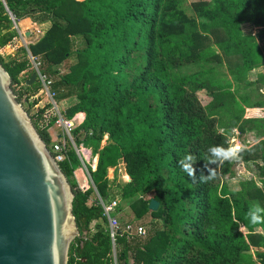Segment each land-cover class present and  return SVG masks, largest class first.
<instances>
[{"label":"trees","instance_id":"1","mask_svg":"<svg viewBox=\"0 0 264 264\" xmlns=\"http://www.w3.org/2000/svg\"><path fill=\"white\" fill-rule=\"evenodd\" d=\"M6 6L16 23H49L23 58L0 56L18 102L49 147L43 114L51 104L31 113L42 90L38 79L26 84L31 55L61 116H83L72 130L75 143L97 157L94 170L86 166L89 175L73 150L59 164L74 192L80 234L87 232L71 243L67 264H264V223L250 219L264 217V117L242 119L246 108L264 103L236 97L244 85L253 87L249 72L258 70L264 83V50L242 29L264 28V0H208L195 16L184 0H6ZM13 26L0 1V47L18 36ZM212 63L223 65L227 78L206 66ZM201 90L211 97L209 107L198 99ZM234 128L263 139L238 154L257 179L233 187L222 181L234 176L233 164L211 149L227 150ZM187 155L195 179L181 167ZM122 163L129 181L121 199L146 229L127 235L120 224L113 245L97 195L110 197L107 171ZM78 168L85 189L72 180ZM209 169L215 178L202 183ZM151 199L156 211L148 208ZM251 248L258 250L245 253Z\"/></svg>","mask_w":264,"mask_h":264},{"label":"water","instance_id":"2","mask_svg":"<svg viewBox=\"0 0 264 264\" xmlns=\"http://www.w3.org/2000/svg\"><path fill=\"white\" fill-rule=\"evenodd\" d=\"M36 79L33 73L26 84ZM73 200L67 177L0 63V264H67L71 243L87 235L80 234ZM158 205L151 199L148 208Z\"/></svg>","mask_w":264,"mask_h":264},{"label":"rangeland","instance_id":"3","mask_svg":"<svg viewBox=\"0 0 264 264\" xmlns=\"http://www.w3.org/2000/svg\"><path fill=\"white\" fill-rule=\"evenodd\" d=\"M208 0H184V7L186 8L187 13L190 16H195L194 13V8L198 7V6H204L206 5ZM36 25H38V28H36L35 26H28L26 28H23L20 23H16V25L13 26L14 30L17 32L18 36L13 39L8 45L4 46V47H0V56L3 57L5 60L8 59L9 57H15V58H23L24 52L23 50H25L28 46V42L29 39L28 37H25V33L26 32H32V34H34V39H39L42 36V33L44 32V28L49 26V23H36ZM43 26V27H42ZM250 32L249 33H245V34H249L250 36H253L258 45L264 50V28H259V27H249ZM28 58L30 59L31 62V66L29 69L30 73H36L35 72V65L33 64V59L31 57V55H28ZM207 67H214L216 69V73L217 75L220 77L224 76L227 74L226 70L224 67H220L223 65H218L217 63H212V64H208L206 65ZM263 68H264V63H263ZM196 69V68H193ZM261 70V69H260ZM263 72V71H261ZM258 76H259V72L258 70L254 73L249 72L247 75V80L248 82H255L252 86H246L244 85L243 88H239L238 89V93L236 94V97L239 98V96H247L248 100H249V105H251L253 102H257V103H264V83H261L260 81H258ZM229 77V76H228ZM227 78V75H226ZM39 97L40 103L31 110V113H34L36 111V109L38 107L42 108L43 106H46L47 104H52L54 107V110L56 112H58V114H60V108L58 106L55 105L52 97H50V95H48L46 93V91L42 90L40 91V93H38L37 95ZM198 99L200 101V103L204 106V107H209V102L211 101V97L209 96V94L204 91L201 90L197 93ZM252 109H258L260 111H262V113H264V108H252ZM52 110H47L48 113H50ZM261 113V114H262ZM257 116L254 118H261L259 117L260 114L256 113ZM62 117V116H61ZM81 116H79L80 118ZM264 117V116H262ZM252 117H248L246 119H251ZM62 119L68 123L67 124H61V126H54L51 125V127H53V129H55V131L61 135L62 137H65V140L68 141L69 136L72 135V129L75 128V123L73 120L68 121L65 120L63 117ZM70 122H73V125L70 124ZM234 131V130H233ZM231 131L230 135H229V141L231 143V145H234V140L233 139H238L239 135H237V133L234 131ZM249 131V130H248ZM69 132V133H68ZM219 132H221V130H219ZM252 132V140H254V142H252L251 139H248L249 141H251L253 143V145L250 146H254L255 144H257L256 142H258L259 140L263 139L261 137H256L257 135L254 134L256 132L254 131H249ZM72 140L75 142L74 138L71 136ZM107 143V136H104L103 141L101 142V146H104ZM249 145L245 146L244 148L247 149L250 147ZM92 164V160L91 162L89 161V164ZM85 160H83V163L81 162L80 164V168L83 167V169L85 171L86 170V166L89 165ZM232 169L234 172V176L231 177L232 179L228 178V176H225L223 178V182L226 183L228 180H230L229 182L233 187L235 185H237V182H245V181H249V180H256L257 179V173L256 171L252 168V166L250 165H246L245 164V172L244 170L242 171L241 166L239 165V160L236 159L234 162H232ZM235 164V165H234ZM79 168V169H80ZM246 171L250 172V174H252L251 176L248 175V173H246ZM242 172V174H241ZM125 167L124 164H120L117 169H115L114 172V180L111 178L112 176V171L109 170L107 171V178L111 181L110 183V198L111 199H115L118 201V209L120 210V217H118V224H130L134 227H142L144 230L146 229V225L143 224L141 221H135L134 220V214L130 208L129 202L124 201L121 199V191H122V186L125 182H127V178L125 177ZM256 176V178H255ZM129 179V178H128ZM72 180H74V177L72 178ZM91 183V182H90ZM87 187V186H86ZM85 187V188H86ZM238 188V186H237ZM91 229H94L95 227V223L91 224ZM252 252L257 251L258 249L255 248H251L250 249ZM253 254V253H252ZM254 257V256H253ZM256 260V262H258L257 258H254ZM130 262H132V260H130Z\"/></svg>","mask_w":264,"mask_h":264},{"label":"built area","instance_id":"4","mask_svg":"<svg viewBox=\"0 0 264 264\" xmlns=\"http://www.w3.org/2000/svg\"><path fill=\"white\" fill-rule=\"evenodd\" d=\"M0 1L3 3L6 11L8 12V14H9V16L13 22V25H16L14 17L9 12V10L6 6V0H0ZM32 59H33V64L35 65V69H36L35 72L37 74V79L41 82V85H42V92L46 91V93L48 95H50V97H52V99H53L54 95L50 90V82H49L48 78L46 77V75L42 74L39 71V68H38L39 63H37L34 58H32ZM51 106L52 107L46 109L44 114H43V117H44L43 122L45 123V125L50 124V127H51V125L58 126V127L61 126V124H67L68 125V123H66L62 119L61 114H58V112H56L54 110V107L52 104H51ZM47 110H52V111L50 113H48ZM70 124L73 125V122H70ZM71 136H69L68 141H66L65 137H62L61 135H60L59 139L52 141L51 145L49 146V149H50V152L52 153L55 161L58 164H60L61 162H63L67 158V153L69 152V150H73L75 152V154L77 155L80 163L81 162L83 163V160H85L89 164V161L91 162V159L87 158L85 147L82 144L77 145L72 140ZM233 140H234V144H236V142H237L236 139H233ZM230 146H232L231 143H229V147ZM233 161L234 160L229 161V162L232 163ZM89 166L91 167L92 170H94L95 169V162L92 160V164L90 163ZM86 170H87V168H86ZM87 174H88V172H87ZM90 182L92 184L91 180H90ZM97 198H98L99 204L103 210V216L106 219L110 240H111L112 244L115 245L117 229L119 226L118 217H120V210L118 209V201L115 199H111L110 197L103 199V198H100L98 195H97ZM124 231L127 235H132L133 233H135L137 235H143L145 233V230L142 227H140V226L134 227L130 224H127L125 226Z\"/></svg>","mask_w":264,"mask_h":264},{"label":"crops","instance_id":"5","mask_svg":"<svg viewBox=\"0 0 264 264\" xmlns=\"http://www.w3.org/2000/svg\"><path fill=\"white\" fill-rule=\"evenodd\" d=\"M18 23H20V25L23 27V28H26V27H28V26H30V27H32V26H35L36 28H38V25H36V23H33L29 18H25V19H22V20H20ZM44 24V23H43ZM43 27V26H42ZM243 28V32H245V33H249L250 32V30H249V25H244V26H242ZM253 27V26H252ZM48 27H46V28H44L43 27V29H44V31L47 29ZM25 37H28V39H29V44H32V43H34V42H36L38 39H36V40H33L34 39V34H32V32L30 31V32H26L25 34ZM42 35H43V33H42ZM28 44V45H29ZM255 71H252V73H254ZM54 103H55V101H54ZM248 103H249V100H248ZM55 105H56V103H55ZM57 106V105H56ZM42 107H44L43 105H42ZM264 112V111H263ZM256 113H258V114H260L259 115V117H262V116H264V113H262V111H260V110H258V109H248V108H246L245 109V113L243 114V117H242V119H245V118H248V117H252V118H254V117H256L257 116V114ZM262 113V114H261ZM79 115H81V114H77V115H75V117L73 118V121H74V123H75V127H77L79 124H81V122L83 121V116H81L80 118H79ZM235 131L236 133H237V135H239V137H238V139H236V143H240V144H242L244 147L245 146H247V145H253V143L252 142H254V140H252L253 138H252V135H253V133L252 132H249V131H254V132H256L255 130H249L248 131V129H245L244 131H241L240 129H237V128H234V129H232L231 131ZM223 131V129H221V132ZM233 131V132H234ZM49 132H50V134H51V137H52V141H55V140H57V139H59L60 138V135L55 131V129H53V127H50L49 128ZM254 134H256L257 136V138L258 137H261L259 134H257V132L256 133H254ZM261 138H263V137H261ZM248 139H251L252 140V142L251 141H249ZM257 143V142H256ZM251 147V146H250ZM85 150H86V155H87V158H89V159H91V160H93L94 162H95V167H96V163H97V157H92V153H91V150L90 149H88V148H85ZM236 159H238L239 160V156H238V158H236ZM236 159H234V161L236 160ZM233 161V162H234ZM245 164L246 165H250V163L249 162H244V161H240L239 160V165L241 166V169H242V171L244 170V168H245ZM235 165V164H234ZM251 166V165H250ZM109 170H111L112 171V176H111V178L114 180V172H115V168H109L108 169V171ZM244 172H245V170H244ZM246 173H248V175L249 176H251L252 174H250V172L248 171H246ZM241 174H242V172H241ZM125 177L127 178V182H128V176L125 174ZM229 178V177H228ZM255 178H256V176H255ZM74 180L79 184V186H81L82 188H85V186L84 185H86L87 186V184H88V182L85 180V178H84V174H83V172H82V170L81 169H77L76 171H75V173H74Z\"/></svg>","mask_w":264,"mask_h":264},{"label":"clouds","instance_id":"6","mask_svg":"<svg viewBox=\"0 0 264 264\" xmlns=\"http://www.w3.org/2000/svg\"><path fill=\"white\" fill-rule=\"evenodd\" d=\"M244 150L245 148L242 144L236 143L230 146L227 150L220 147H215L211 149V152L213 156L220 158L222 162L223 160L232 161L238 158V154ZM193 162H194V158L191 155H187L180 161V164L183 170L187 172L190 177L195 179L196 170L195 167L193 166ZM209 162L214 163L215 160H210ZM208 171H209L208 176H204L203 174H201L200 180L202 183H206L209 180L215 178L214 170L209 169ZM250 219L252 224L264 223V217L261 216L251 215Z\"/></svg>","mask_w":264,"mask_h":264}]
</instances>
